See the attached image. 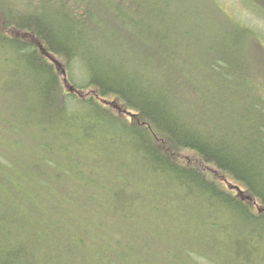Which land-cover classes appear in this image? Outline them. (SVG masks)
<instances>
[{"label": "trees", "instance_id": "1", "mask_svg": "<svg viewBox=\"0 0 264 264\" xmlns=\"http://www.w3.org/2000/svg\"><path fill=\"white\" fill-rule=\"evenodd\" d=\"M201 1L0 0V264H264L263 33Z\"/></svg>", "mask_w": 264, "mask_h": 264}, {"label": "rangeland", "instance_id": "2", "mask_svg": "<svg viewBox=\"0 0 264 264\" xmlns=\"http://www.w3.org/2000/svg\"><path fill=\"white\" fill-rule=\"evenodd\" d=\"M219 1V9L224 12L225 14L229 15V17L239 15L243 17V20H251V24L257 25L260 31L263 33V35H259V43L258 48L261 54L264 56V0H218ZM217 1V2H218ZM202 2L201 0H198V3ZM201 5L198 6V8ZM196 2L195 0H188V9L189 10H199L196 8ZM203 10L210 11V7L208 5L203 6ZM251 12V13H250ZM248 15V16H247ZM250 16V17H249ZM186 19H190L193 22L197 21V18L193 14H189ZM246 23V22H245ZM197 35H194L196 39H198L197 44L201 45L204 43V38L199 36L197 32L195 33ZM257 37L255 38V41L253 40V37L247 39V41L244 43L245 46L252 48L256 46ZM205 172L210 175L214 176L213 169L209 166L204 167ZM227 182V181H226ZM225 182V185H226ZM228 184V182H227ZM138 224H135V227L141 228L142 226L147 225L145 221H136ZM106 235H112V231H107L105 233ZM105 241L107 240L108 243L111 242L109 238H105ZM100 241V239H97L96 242ZM129 262L128 259H124L121 264H125ZM148 263V262H145ZM108 264V263H105Z\"/></svg>", "mask_w": 264, "mask_h": 264}, {"label": "bare ground", "instance_id": "3", "mask_svg": "<svg viewBox=\"0 0 264 264\" xmlns=\"http://www.w3.org/2000/svg\"><path fill=\"white\" fill-rule=\"evenodd\" d=\"M234 191H235L236 193H240V192H241L238 188H234Z\"/></svg>", "mask_w": 264, "mask_h": 264}]
</instances>
